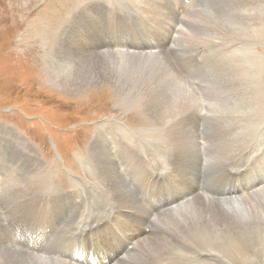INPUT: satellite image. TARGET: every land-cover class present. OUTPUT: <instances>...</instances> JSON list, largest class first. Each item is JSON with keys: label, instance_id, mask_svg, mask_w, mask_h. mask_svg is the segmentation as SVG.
Masks as SVG:
<instances>
[{"label": "rangeland", "instance_id": "obj_1", "mask_svg": "<svg viewBox=\"0 0 264 264\" xmlns=\"http://www.w3.org/2000/svg\"><path fill=\"white\" fill-rule=\"evenodd\" d=\"M133 1L0 0V263L6 256L3 249L11 251L1 243L9 234L7 227L3 228L7 226L8 206L17 207L22 200L24 207L37 214L28 213L38 217L40 204L33 203L37 199L47 200L46 195L39 196L43 193H59L62 201L56 204L54 216L63 228L54 231L42 247L34 244L45 250L41 252H62L46 250L50 242L52 247L67 251L68 242L62 235L74 232L70 224L73 211L77 214L72 220L74 225L84 219H79V213L83 216L85 209H91L88 214H97L98 207L105 217L115 215L116 229L103 224L92 235L126 239L133 228L123 218L126 212H121L118 191L126 189L130 182L124 185L113 179L112 174L117 175L118 171L111 170L110 159L116 160L123 180L130 181L136 170L147 179L156 173H162L163 179L168 176V198L200 192L196 181L203 164L206 173H202L201 183L205 186L213 178L219 183L226 168L245 169L247 180L256 181L258 174L264 175V0H162L172 12L176 7L170 21H149L144 14L137 15L141 23L134 20L131 24L132 13L141 8L134 6ZM155 15L163 19L160 13ZM176 17L180 25L171 24ZM175 27L177 34L172 32ZM137 31L144 34L135 36ZM155 42L163 43L158 55L130 51V56L118 57L120 62L130 65L146 62L147 67L139 73V83L125 75H119L117 81L101 82L105 76L99 72L109 75L110 71L101 68L102 62L98 66V62L90 63L95 53L102 50L119 52V43L139 49L135 45ZM103 46L107 48L99 49ZM68 69L70 72H66ZM51 73L66 81L74 80L81 89L72 93L58 87ZM154 78L163 81L161 84L174 85L175 94L170 101L155 88L151 90ZM195 141L204 148L200 151L196 146V158L184 166L185 152L188 156L193 153ZM244 150L246 154L242 153ZM250 158L257 159L256 169L244 166ZM117 160L123 161L124 168ZM173 181L178 184L176 189ZM132 182V186L128 185L138 192L137 197H144L135 177ZM29 188L36 189L37 198L30 195ZM260 192L264 189L256 195ZM188 200L183 206L188 212L184 219L201 223L199 213L204 203ZM240 200L243 199L231 202ZM108 204L110 208L102 209ZM128 213L139 219L145 216L134 210ZM175 214L176 210L170 213ZM157 216L164 215H155L152 233ZM96 218L90 216L91 220ZM259 223L262 225L257 228ZM175 225L165 229L161 236L173 242L184 239L180 242L184 252L202 253L197 246L187 244L197 241L199 235L186 231L188 226L179 230ZM229 231L225 233L228 238L236 233L242 239L248 238L247 244L238 243L233 237L229 246L218 248L219 252L225 253L232 264H264V218L259 222L254 217L250 226ZM60 242L63 244L58 245ZM22 243L31 246L27 239H21ZM238 244L242 247L238 248ZM29 256L36 258L37 254ZM41 260L52 264L50 260ZM156 262L164 264L166 260L161 256ZM221 262L216 258L211 264Z\"/></svg>", "mask_w": 264, "mask_h": 264}, {"label": "bare ground", "instance_id": "obj_2", "mask_svg": "<svg viewBox=\"0 0 264 264\" xmlns=\"http://www.w3.org/2000/svg\"><path fill=\"white\" fill-rule=\"evenodd\" d=\"M136 1L137 0L133 1L134 6L141 7V8H138L137 12H136V10H134L135 12L132 13V16L130 17L131 20L129 21V23H131V24H133V22L137 21V15L138 16H145L144 14H146L149 21H155L157 23L158 22L164 23V22L170 21V19L173 18L174 14H175L176 7H175L174 12H172L171 8L169 6L162 4V0H157V1L156 0H142L140 3H137ZM104 4H106V3H104ZM181 5H182V3H181ZM190 8H192V7H190ZM193 12H195V10H193ZM156 13H160L161 17L163 16V19H157L156 15H155ZM130 14H131V12H130ZM177 16H178V19L181 21L180 15H177ZM178 19L176 17L174 20H172L171 24L177 25V23H178V25H180V22H178ZM261 20L262 19H260V21ZM137 22L141 23L140 21H137ZM128 26H131V25L128 24ZM239 26H241V25H239ZM176 27L174 30H172L173 34L178 33L175 31ZM138 28L139 27H137V29ZM146 33H148V31ZM142 34H144V33L141 31H137L135 36H139ZM119 44H120L119 49H121L119 52L116 51L113 53L112 51H110L108 49L102 50L100 52V54L95 53L96 54L95 58L93 57L90 60L91 64L98 62L97 66L99 65V62H102L101 68L105 67V68H108V70L110 71L109 75L107 74V72H105L106 74L104 75L103 74L104 71H103V73L99 72L100 74H102V76H105V78L101 82H106L105 80L117 81V78L119 75H120V77L125 75L128 79H131V78L133 80L136 79V82L139 83V79H138L139 75H140L139 73H142V71L145 70V68L147 67L146 62L144 63V61L141 60L139 63H137L135 65L126 64L124 62L122 63L118 59L119 55L126 54V55L130 56V51L133 53H137V54L148 53V54L158 55L159 53L162 52V48H163L162 42L150 43V44H147L144 46H141L138 44L135 45V47H139V49L138 48L132 49V47H131L132 45L129 43H123V44L119 43ZM235 45H237V44H235ZM105 48H107V46L99 47V49H105ZM127 49H129V50H127ZM110 57H112L115 60H110L109 59ZM141 58H146V57L140 56V59ZM253 60H254V58H253ZM124 61H125V59H124ZM242 61H244V60H242ZM117 63H121L122 67L120 66L121 67L120 68L119 66H117ZM152 64H154V63H152ZM241 64H243V63H241ZM66 68H68V67H66ZM147 69H149V68H147ZM87 70H89V69H87ZM167 70H168V68H167ZM68 71H69V69L66 72H68ZM247 71H249V70H247ZM50 75H51L52 81L58 87H61L65 90H68L72 93H75L81 89V86L76 84V82H73L74 80L66 81V79L65 80L60 79V78H58L59 76L56 77L52 73ZM109 76H111V77H109ZM135 76H136V78H135ZM72 77H74V74ZM142 77H140V78H142ZM99 79H100V77H99ZM159 82H163V81H159V80H156L154 78V80L152 81L151 90H153V88H155L159 94H161L162 96L163 95L167 96L165 98V100L170 101L169 99H172L171 97L174 96V94H175V91H172V89L174 88V85L173 84L166 85V84H161ZM144 83H145V81H144ZM87 88H89V87H87ZM183 95L185 96V94H183ZM178 97H179V95H178ZM162 99H164V97H162ZM179 103L180 102H178V104ZM207 109H209V108H207ZM186 110H188V109H186ZM173 113H175V112H173ZM184 114H186V113H184ZM202 118L204 119V117H202ZM186 135H187V133H186ZM183 138H185V137H183ZM191 138H193V137H191ZM188 139H189V137H188ZM203 139H205V138H203ZM105 140H107V139H105ZM116 141H117V139H116ZM196 146H199L200 151L204 148L203 144H200L199 142L195 141L194 142V148L191 149V151H193V153L188 156L185 152V156L183 158L184 166L190 164L191 161H193L196 158V154L194 153ZM251 148H252V146L248 147V151ZM184 151H186V148H184ZM245 151L246 150L242 151V153L246 154L247 152H245ZM261 153L263 155L262 150H261ZM100 154H102V153H100ZM256 160L257 159H255V158L247 159L246 162L244 163V166H247V167L252 168V169H256V166L254 165ZM109 161H110V164L112 166L111 170L118 171L117 175L112 174V175H114L113 179L117 183L123 182L124 185H125V183L130 182L128 184L132 186L133 185L132 178L135 177L137 184H139V186L141 188V194L144 196V197H142L139 195L137 197L138 192H135L132 189V187H130L128 184L125 185L126 189L118 191V193L120 194L119 203L121 205V207H120L121 212H126L123 214V218L125 220H127L129 222V224L131 225V227L133 228L132 233L128 234L126 239H123L120 237H113V236L99 237V236H93L92 235V233L95 231V229L97 227H99L100 225H103V224H110L113 230L116 229V225H115L116 220L114 218L115 215L105 217L101 214V211L98 207V209H97L98 213L97 214H88L89 210H91V209H85L84 212H86V213L83 214V216H81L79 213V215H78L79 219L81 217H84V219L81 222H78L79 220L76 221V224H74V225L72 224V220L76 217L77 214L75 213V211H73L72 216H70L71 217V223L70 224L74 228V232L71 235H67V234L62 235L63 240L68 242L67 251H63L64 249L58 248V246L52 247V243L50 242V244H48L45 247L46 250H57V251H62V252H57L54 254L47 252V251L41 252V251H45V250H41L38 246H35L34 244L36 243L37 245L42 247L48 241V239L50 238V236L52 235V233L54 231H60L63 228V226H61V227L58 226V222L55 220L56 217L54 216V212L56 211V208H55L56 204L60 203L62 201V200H59V193L54 192V194H52V195L43 193V194H39V196L40 195H46L47 200H44L40 196L42 199L41 198H40L41 200L37 199L33 203L34 205H35V203L40 204V206L38 207V208H40V214L38 215V217L33 218L28 213V212H32V211L30 210L29 207L27 208V207L23 206L22 200L20 202L21 206L18 205L17 207H15L16 204H14V203H13L14 205L8 206L9 208L6 210L7 215H8L7 220H6L7 226L3 225V228L7 227L9 234L6 236L5 241L1 242V243H3L4 247H5V245H7L8 249L11 251H8L5 248L3 249L4 252H6V254H5L6 256L4 258L3 263H0V264H28V263L29 264H51L49 262L42 261L41 258L45 259V260L52 261V264H153V263L158 264L156 262V260H158V258L161 256H164V258L167 262V263L165 262L164 264H181V263H185V264H211V263H215L216 258L221 259V261H222L221 264H232L230 262L231 259H229L227 257V255H225V253L223 255L221 252H219L218 248L222 249L224 247L229 246L232 243L233 237H235L236 240H238V243H241L243 245L247 244L248 238L242 239V238L236 236V233H234L231 238H228L225 233L227 231L230 232L229 230L240 231L244 227L250 226L251 223H254V217H256L259 222L261 221L262 218H264V212H263L264 211V192H260L259 194L256 195L258 190H260L261 188L264 189V175L258 174L256 176V181L254 179H251V180L248 179L247 180L246 175H245V172H246L245 169L235 170V169L226 168V175L222 179H220L219 183L215 182L214 178H213L212 183L209 185L207 184V186H205V184L203 185V182L201 183V175H203L202 174L203 172L206 173L205 166L203 164L204 169L202 167L200 168V172L197 176V181H196V187L197 186H198V188L201 187L200 192H198V193L197 192H191V193H186L184 195L183 194L181 195V193H180V194H177V195H174V196H171L168 198L165 194V190H166L165 187L171 185V180H170V178H167L168 176L166 178L164 177V179H163L162 173H156V174H152L147 179V177L145 176V174L143 172L138 173V170H136V172H135L136 175L131 177L130 181L126 178H125V180H123L122 175L116 166V164H117L116 160L110 159ZM117 161L120 164V168L121 169L124 168L123 161H120V160H117ZM106 162H104V163H106ZM206 163H207V161H206ZM230 164H232V162H230ZM174 166L175 165H173V168H174ZM106 167H108V165H106ZM109 170H110V168H109ZM138 174H140L141 176H138ZM173 174H175V173H173ZM28 175H30V174H28ZM42 176L43 175H41L40 178L43 180L44 176L43 177ZM97 179L99 180L100 178H97ZM100 181H102V180L100 179ZM30 183H31V181H30ZM173 183L175 184L173 187H174V189H176L177 188L176 186L178 184H176L174 181H173ZM200 183L202 186L200 185ZM100 185H101V183H100ZM1 187H3V186H1ZM42 188L43 187H41V189ZM29 190L31 193L30 195L33 194V196H35L37 198L36 194H38V193L34 192V190H36V189L29 188ZM252 196H255V197L253 198ZM249 197H252V198H249ZM188 198L189 199H196L197 201L204 203L202 210L201 211L199 210L200 211L199 215H200V217L203 218L201 223H192V221L190 222V221H187L184 219V216L187 215L188 212L185 209V207H183V206L187 203V201H189ZM237 198L243 199V200H240L237 203L231 202L233 199H237ZM25 199H29V198H25ZM100 199H99V201H102V199L101 200ZM249 201H251V202H249ZM104 202H102V203H104ZM216 202H227V203H216ZM3 203H5V202H3ZM98 204H99V202H98ZM109 204L107 205L108 207L102 208V209L110 208L111 206ZM103 206H104V204H103ZM2 207L3 206H1V208ZM132 210L136 211L139 215H142V216L145 215V216L143 218L139 219V218L131 215L130 213H128ZM174 210H176V214L174 216L170 215V213ZM32 213H34V212H32ZM34 214H37V213H34ZM87 215H90V216L96 215L97 218L95 220H91L90 216H87ZM155 215H164V216H157L155 232L152 233V231H153L152 226H154V224H155V218H154ZM63 220L68 222L67 219H63ZM173 224H177L175 226H177L179 228V230L188 226L189 228H186L185 229L186 231L194 232V234L196 236L199 235L197 241H188L187 244L192 245V246H197L196 248L198 250H202L203 252L200 254H193V253H189V252H184L183 248L180 247V242H183L184 239L183 240L178 239V241L173 242V241H169L168 237L161 236L163 231ZM246 224H248V225H246ZM242 225H245V226L238 228ZM261 225L262 224L259 223L256 227L259 228V227H261ZM90 226H92V227H90ZM78 227H80V228L78 229ZM83 229H86V230L84 231ZM208 230H209V232L207 235L202 234V233L207 232ZM36 237H38L39 239ZM21 239L29 240L31 242V246H28L26 243L20 244ZM250 241H253V240H250ZM257 242H258V239H257ZM60 244H63V242H60L58 245H60ZM258 245L261 246L262 244H258ZM239 247H242V246L238 244V248ZM31 253H33L35 255L37 254L36 258L29 256V255H31ZM6 259H8V260H6ZM125 260H127V261H125Z\"/></svg>", "mask_w": 264, "mask_h": 264}]
</instances>
